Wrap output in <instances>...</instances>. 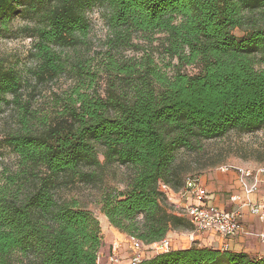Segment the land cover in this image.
Segmentation results:
<instances>
[{"label": "trees", "instance_id": "16d2710c", "mask_svg": "<svg viewBox=\"0 0 264 264\" xmlns=\"http://www.w3.org/2000/svg\"><path fill=\"white\" fill-rule=\"evenodd\" d=\"M97 6L113 33L106 48L66 55L86 46L88 13ZM17 17L34 39L35 82L66 74L74 82L54 92L50 109L34 108L26 79L0 58V104L16 114L0 150L19 156L18 169L0 184V264H100L99 219L58 191L99 181L112 164L134 174L126 189L102 195L110 225L145 245L193 230L162 186L179 191L189 177L178 151L198 150L232 130L264 129V0H0V33ZM138 34L164 35L162 54L177 60L172 75L149 52L124 56ZM222 260L264 264V256L198 242L138 264Z\"/></svg>", "mask_w": 264, "mask_h": 264}, {"label": "rangeland", "instance_id": "374dc122", "mask_svg": "<svg viewBox=\"0 0 264 264\" xmlns=\"http://www.w3.org/2000/svg\"><path fill=\"white\" fill-rule=\"evenodd\" d=\"M91 29L87 36L86 46H81L78 50L66 49V55L76 56L79 52L90 50L94 54L106 48L108 39L112 36V31L104 17V8L95 7L88 13ZM27 21L22 17H17L10 29L0 33V58L9 67L18 70L26 79L25 98L30 96L33 107L38 109H50L54 92L62 93L74 82V79L66 74L53 81L36 83L32 71L36 67L37 61L33 54V37L30 31L23 28ZM237 35L243 33L236 29ZM164 35L156 34L151 39L138 34L133 37L134 45L125 49L123 54L127 58H141L146 53H151L157 63L163 67L170 75L175 71L177 60L170 62L162 54ZM171 63V64H170ZM171 65V66H169ZM185 71L195 72L194 67H186ZM29 95V96H28ZM16 125V114L11 104H0V136L1 133L11 130ZM103 161V157H100ZM177 163L182 165L187 176L204 175L215 172L222 168L235 171L239 169H250L258 171L264 168V129L256 132H242L232 130L224 137L203 141L198 150L182 149L177 153ZM19 166V156L10 148L3 147L0 150V184L6 172L15 171ZM134 174L133 168L125 165L112 164L101 171V179L94 183H76L58 191L61 198L77 199L81 205L92 210L99 219L102 232L111 235L113 238H121L116 229L103 221L104 214L101 212L100 200L108 189H126L130 177ZM104 245L105 242H104ZM103 245V246H104ZM106 248V253L110 252ZM109 257V256H108ZM129 259L131 256L128 257ZM127 258V259H128ZM105 261L102 260V264ZM217 264H227L225 260Z\"/></svg>", "mask_w": 264, "mask_h": 264}, {"label": "crops", "instance_id": "0c3cea01", "mask_svg": "<svg viewBox=\"0 0 264 264\" xmlns=\"http://www.w3.org/2000/svg\"><path fill=\"white\" fill-rule=\"evenodd\" d=\"M243 171L244 169L235 171L222 168L215 172L200 175V180L210 195V203L221 209L232 210L238 206L236 202L231 200L233 194H239L242 199L251 202L262 199L264 197V172H260L259 170L253 171L252 176L245 177ZM253 184H257V190L250 192L249 189H251ZM171 200L176 206L181 207L178 209L180 211H182L185 206L194 202L193 198L189 196L184 197L180 195V193H174ZM103 221L110 225L105 215ZM242 223L243 230L236 237L228 241L223 240L210 231L197 232L193 235L191 230L170 231L168 238L172 241L174 249L188 248L193 242H198L203 246H213L219 249H224L227 246L231 250L245 252L250 256H264V241L261 238L262 235H264V221L259 220L255 215L251 214L247 208H244ZM112 228L114 227L112 226ZM117 232L124 236V238H113L108 234L104 236L106 245L102 246L99 254L100 264H102V260L105 261L104 264H111L108 256L111 253V246L115 239L124 241L119 251L120 260L117 264H130V259L128 257L131 256L132 252L129 244L126 242L127 235L118 230ZM224 242H227V245ZM108 244H110V247H108L110 252L107 254L106 248ZM153 254H155L154 251L145 250V256Z\"/></svg>", "mask_w": 264, "mask_h": 264}, {"label": "built area", "instance_id": "2783aa9c", "mask_svg": "<svg viewBox=\"0 0 264 264\" xmlns=\"http://www.w3.org/2000/svg\"><path fill=\"white\" fill-rule=\"evenodd\" d=\"M264 172V168L259 170ZM245 177L252 176L253 171L245 169L243 171ZM257 184H253L250 192L257 190ZM169 200L172 202L174 193H180L182 196L193 198L191 204L184 207L182 212L193 224L192 234L197 232L210 231L228 241L236 237L243 230V209L247 208L251 214L255 215L259 220L264 221V197L255 202L242 199L241 195L233 194L231 200L236 202L238 206L232 210L221 209L210 203V195L206 187L202 184L200 176H189L186 179L184 187L179 191H174L167 185L162 186ZM173 203V202H172ZM175 205V203H173ZM176 206V205H175ZM177 209L181 207L176 206ZM264 241V235L261 237ZM123 240L115 239L111 246L109 261L111 264H117L120 260L119 251L123 246ZM126 242L131 249L130 264L140 263L146 256L145 250H152L155 253L168 251L173 248L172 241L169 238H164L160 241L145 245L138 238L127 236ZM227 245V242H224ZM230 249L229 247H225ZM223 249V250H224ZM231 250V249H230Z\"/></svg>", "mask_w": 264, "mask_h": 264}]
</instances>
